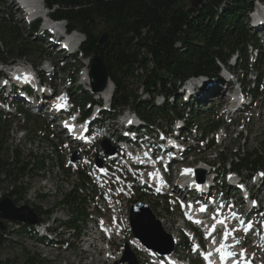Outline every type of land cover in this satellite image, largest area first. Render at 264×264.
Masks as SVG:
<instances>
[{"label":"trees","instance_id":"16d2710c","mask_svg":"<svg viewBox=\"0 0 264 264\" xmlns=\"http://www.w3.org/2000/svg\"><path fill=\"white\" fill-rule=\"evenodd\" d=\"M3 1L0 0V62L40 52L39 46L26 43L23 27L9 19L1 9ZM254 1L204 0L193 8L186 0H43V3L53 19L63 21L69 31L83 35L81 55L89 61L94 56H100L106 65L114 90L111 110L105 114L115 116V113L129 109L147 124H152L179 117L182 111L177 102L155 104L157 95L177 97V85L186 79L218 76L219 65L233 67L228 61L230 56L236 57V66L249 70L250 60L246 53L248 48L253 47L257 57L250 65L261 70L263 61L259 43L245 22ZM100 21H103L102 31L95 32ZM27 29L31 34L36 32L38 23L28 25ZM104 30L108 32L107 41L99 44ZM67 68L63 70L72 71L69 65ZM259 81L257 75L256 84L248 85L253 97L256 94L251 91L256 90ZM130 82L151 99L141 98L136 93L137 89L129 87ZM79 99H82V105L91 101V98ZM79 101L73 100L77 104ZM200 111H191L190 120L197 122L203 131L206 127L209 131L215 130L217 122L207 118L204 120L205 127L202 123L204 111ZM9 116L0 109V185L7 182V192L3 197L17 201L24 199L28 193L24 179L29 172L32 168L41 170L45 162L33 155L28 160H21L17 149L6 147L11 123ZM243 145L227 150L231 155L229 158L221 156L224 169L228 166L238 173L244 171L251 174L264 166V140L252 150ZM258 152H261V158L257 156ZM58 165L69 177L73 176L61 161ZM75 174L77 180L73 184L71 182L72 188L63 194L60 204L69 211V228L79 232L80 224L88 217L87 191L90 192L91 184L82 171ZM31 211L38 218L42 215L51 218L53 215L52 212H39L34 208Z\"/></svg>","mask_w":264,"mask_h":264},{"label":"rangeland","instance_id":"374dc122","mask_svg":"<svg viewBox=\"0 0 264 264\" xmlns=\"http://www.w3.org/2000/svg\"><path fill=\"white\" fill-rule=\"evenodd\" d=\"M186 2L189 3L188 0H186ZM16 7L15 0H4L1 9L8 15L9 19L14 20L18 26L23 27L26 43L39 46L41 49L40 52L27 54L23 58H14L13 61L23 63L26 66L38 65V68L42 66L43 58H48L54 63L53 68L41 75L45 84L51 85L48 88L46 85L42 84V88H45L47 90L46 92L49 94L48 99L42 104L48 103L49 107H53L52 104H54L58 98L52 97L50 93L54 92L57 95L64 96L63 87H69V91L72 93L73 98H76L74 94L77 89H74V86L81 83L79 74L85 70L88 72L90 65L88 58L77 55L76 58L73 59L68 58L66 53L58 52L57 48L48 44L52 38L49 34L42 31L43 26H40L38 31L34 34L29 33L27 29L28 23ZM245 22H247L249 31L256 36L259 43L261 58L264 59V31H261L259 28H253L252 25L254 22H251L249 19ZM102 28L103 25H97L95 32H101ZM261 34H263L262 37ZM57 54L59 55L57 56ZM246 54L249 55L252 61L255 53L251 52L250 54L248 50ZM67 64L72 69L69 73L68 70L64 71L61 69ZM52 69L55 72L54 74L50 73ZM75 69L78 70V72L75 73ZM254 71H256L254 67L249 70L242 69V66L236 68L235 76L242 82V86L246 92H248L249 89L247 85L255 74ZM260 71L264 72V64ZM247 73H249V75H247ZM70 79L73 84L69 85L68 81ZM217 81L218 80L208 85V87H206L207 84L204 83L202 88L204 89L203 98L205 101L203 105L197 107V110L195 109L196 112H199L198 109L204 111V113H202L204 119L211 118L213 121L220 123L216 132L217 138L213 137L216 147L212 148L213 151L208 154H206L203 149H199L195 153L196 156L205 160L206 163L210 165L214 164L213 168L209 166L211 172L221 174L222 169L221 166L216 165L217 160L215 159L217 157L215 154L221 152L222 156L226 155V157L229 158L231 155L227 150H235L242 144H244L243 146L247 149L252 150L253 148H258V143L264 140V80L258 87L259 97L251 101V104L244 106L239 112H229L224 105L225 98H212V95L216 93L213 92L216 89V84H219L221 90H225L228 87V84H224V81H219L218 83ZM129 87L133 90L137 89L136 93L140 94L141 89H138V86L133 82H130ZM81 89L83 92L87 93V95L90 94L87 90L88 86H86V88L81 87ZM83 92H76V94L84 96L85 93ZM9 95L0 91V100L5 103L2 104V106L0 105V109L10 114L9 117L11 118V123L8 127L6 147L9 149H17L21 160H28L31 155H33L45 162L41 170L32 168L29 172L28 177L24 179L27 182L26 186L29 189L28 193L24 199L14 201V204L16 207L25 205L39 212H52L53 215L49 219H47L46 215L40 217L41 219H47L46 226L49 227V235L51 237H47L48 240L51 241L50 243L47 241V244L40 243V235L35 231V226L26 227L24 223L0 218V264H112L111 262L113 259L107 258V254L102 250L105 245H101L98 241H95L94 247H88V237L87 235H83V233H88L90 230L94 231L91 229V221L94 220L96 213L105 216L102 221L106 220V214L109 210L106 211L105 207L111 205L108 200L102 203L101 201H97L96 198L97 194L104 190L97 187V191L94 189L97 194L89 195L87 200L90 201L93 198L92 203L87 205V212L90 214L87 220L89 225L87 223L85 224V222L82 223V226L80 225L82 232L80 238L74 239L70 232L67 231L69 211L60 204V201L63 194L71 190V182L72 184L75 183L76 178L74 176L69 177L68 173H64L59 166L57 168L54 165L58 157L61 158L62 146L67 145L63 143L62 139L64 136L58 131L57 126H54L52 123L53 113L44 116L43 111L35 112V109H27L28 106L23 105L25 102H23V104L19 103L16 98L14 99ZM209 98L212 99L209 100ZM218 99H220L219 103H217ZM16 102L19 103L18 106L22 110L25 111V109H27L26 115L18 114L13 107ZM8 104L10 105L8 106ZM48 106H46V108H48ZM74 114H77V112ZM222 132L225 136L220 135ZM239 132L241 138L236 140ZM189 143H191V141ZM71 146L72 145H70V151L67 153L73 151L74 148ZM68 150L69 148L67 147L66 151ZM260 153L261 152L257 153L259 158L262 157ZM193 163L196 164L195 161ZM187 165L193 164L188 162ZM181 167L182 166H180V168ZM260 170L264 171V166L260 167ZM7 185V182L0 185V200L7 192ZM148 203L152 205V202L148 201ZM116 206L118 205L116 204ZM154 210L163 214L162 206ZM162 216L168 219L167 216ZM121 217L125 220V214L123 212H121ZM172 219L175 220V216H169V220L172 221ZM38 229L40 230V227ZM118 240L120 239H116L114 243L118 246L120 245L121 249H123L122 240L120 243H117ZM118 255H120V253L116 251L113 258Z\"/></svg>","mask_w":264,"mask_h":264},{"label":"water","instance_id":"95a60500","mask_svg":"<svg viewBox=\"0 0 264 264\" xmlns=\"http://www.w3.org/2000/svg\"><path fill=\"white\" fill-rule=\"evenodd\" d=\"M204 0H188L190 7L199 6ZM100 25L103 21H100ZM108 38V32L105 30L99 37V44H105ZM90 86L93 92L104 90L108 83L107 68L100 56L92 58L89 73ZM103 147L108 154H113L114 149L108 147L104 142ZM75 160V157L72 158ZM100 165V161L97 160ZM201 172L197 170V173ZM130 227L132 235L137 238L146 248H151L160 254L169 253L172 250L171 237L166 234L159 221L149 211L148 207L142 202H136L130 207ZM0 218L8 221L22 222L28 225H34L38 222L30 207L22 205L16 207L14 202L8 197L0 200ZM128 261L129 264H137L136 258L126 247L122 260Z\"/></svg>","mask_w":264,"mask_h":264},{"label":"bare ground","instance_id":"6f19581e","mask_svg":"<svg viewBox=\"0 0 264 264\" xmlns=\"http://www.w3.org/2000/svg\"><path fill=\"white\" fill-rule=\"evenodd\" d=\"M30 5H34L35 6V11H41V6H42V3H41V1H39L38 2V0H26ZM17 8V10H19V8L18 7H16ZM261 15V11H260V9H257V11H256V16H260ZM256 22V27L257 28H259V29H261V31H264L263 29H264V23H262V24H259V21H255ZM56 40L55 39H52V41H50L48 44H51V46H56L55 44H56V42H55ZM82 79V83H87L88 82V77L86 76V73H84V76L81 78ZM220 81V79L217 81V83ZM215 90L213 91V92H221L220 91V87H219V84H216V86H215ZM111 90H112V86H111V84L109 83L108 84V86L106 87V89L104 90V91H102V92H99L102 96H104V97H108L109 95H110V93H111ZM224 96V97H223ZM221 98H225V95H223ZM217 97H219V96H217ZM220 98V99H221ZM210 99H212V98H209V100ZM219 99V100H220ZM226 99V98H225ZM219 100H218V103H219ZM61 100L59 99V100H57V101H55L54 102V104H52V106L54 107L57 103H59ZM39 105H40V103L39 102H36V108H38L39 107ZM50 112H52V109H51V111ZM206 170V169H205ZM185 183V182H184ZM186 183H188V181H186ZM88 246H90V243H89V245ZM106 252H108V251H106ZM110 255H112V253H110Z\"/></svg>","mask_w":264,"mask_h":264},{"label":"snow or ice","instance_id":"6c2138e0","mask_svg":"<svg viewBox=\"0 0 264 264\" xmlns=\"http://www.w3.org/2000/svg\"><path fill=\"white\" fill-rule=\"evenodd\" d=\"M203 210V209H202ZM248 227H251V224L249 223ZM229 233L225 232V239L227 238V235ZM226 246L224 244H221L220 248L217 249V251L220 252V255H221V259H225L227 258L228 256H231L233 255V253L229 252V251H226L225 250ZM245 253H244V250L242 249L241 250V264H251L250 261H246L243 259Z\"/></svg>","mask_w":264,"mask_h":264}]
</instances>
